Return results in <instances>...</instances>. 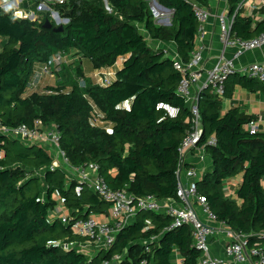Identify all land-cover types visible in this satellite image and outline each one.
Returning a JSON list of instances; mask_svg holds the SVG:
<instances>
[{
  "label": "trees",
  "instance_id": "16d2710c",
  "mask_svg": "<svg viewBox=\"0 0 264 264\" xmlns=\"http://www.w3.org/2000/svg\"><path fill=\"white\" fill-rule=\"evenodd\" d=\"M157 1L173 10L171 25L156 22L150 0H107L111 11L104 0H69L56 6L62 17L69 18L63 31L56 30L49 11L38 10L37 0L29 1L36 20L15 18L12 10L0 6V123L11 128L26 124L30 129L42 124L40 131L54 128L69 163L97 164L113 190H125L136 199L178 200L179 147L192 130V114L178 93L182 75L173 58L149 40L175 42L179 56L189 61L199 27L193 3L209 6V0ZM239 1L229 0L232 10ZM47 19L52 28L44 27ZM233 30L244 39L258 36L264 32V19L255 22L238 15ZM73 51L95 70L110 67L121 57L125 60L116 80L107 86L86 77L82 63L71 71L66 62L54 71L62 78L59 84L49 87L57 94L28 93L38 64H47L59 52L69 57ZM80 76L87 79L86 88L77 83ZM236 85L264 90L259 79L235 74L226 82L225 97L233 96ZM201 97L204 133L199 146L210 155L213 168L198 179V192L208 199L219 222L249 236L250 247L264 245L260 235L264 232V132L245 128L257 117L242 108L222 113L223 101L211 88ZM90 99L111 130L92 123ZM159 102L178 107L180 114L170 117L157 109ZM211 137L216 144L209 143ZM0 153V264H141L143 260L174 264L176 250L184 264H199L202 252L194 245L191 226L170 228L174 221L170 214L147 209L138 210L121 226L107 248L90 254L77 247L64 249L62 243L88 241L74 233L75 220L104 213L115 225L110 202L87 184L77 194L79 180L61 168L52 169L55 160L41 143L0 134ZM239 173L244 177L236 200L224 188L225 181ZM58 201L68 209L70 222H64L61 213L53 215Z\"/></svg>",
  "mask_w": 264,
  "mask_h": 264
},
{
  "label": "built area",
  "instance_id": "2783aa9c",
  "mask_svg": "<svg viewBox=\"0 0 264 264\" xmlns=\"http://www.w3.org/2000/svg\"><path fill=\"white\" fill-rule=\"evenodd\" d=\"M37 1L40 2L38 10L49 11L52 17L56 20L59 19L60 22L64 21L65 24L69 22V19L62 17L56 9L57 5H66L69 0ZM154 2L156 6V0H150V8ZM0 6L5 8L3 5ZM193 8L199 21L195 49L191 53L190 60L187 62L183 61L178 52L174 53L172 56L175 68L182 75L181 82L178 86V93L185 99V102L189 106L193 124L192 130L185 136L179 147L181 158L177 172L179 179L177 190L178 200H174L173 203H165L154 196L136 199L125 190H113L100 175L98 171L99 166L95 163H90L87 166H72L67 160L65 152L60 148V134L54 128L40 131L39 127L36 129H30L26 124H22L17 128H11L0 123V134L20 138L22 141L28 143L32 142V140H42L51 143L57 156L61 155L60 157L65 161L62 165V162H58L56 159L51 168H61L62 170L69 169L70 177L79 180V184L76 186L77 194H80L83 190L84 184H87L94 193L98 194L105 201L110 202V217L112 221H115V225L111 224V220L96 214H91L86 219L75 220L71 225L74 233L86 237L88 241L87 243H62L64 249L77 247L83 249L84 252L89 253L91 250L95 251L107 248L115 242L116 234L121 226L128 224L131 219L136 216L138 210L147 209L170 214L174 218L173 224L170 228H176L182 225L191 226L194 245L202 252L199 264H230L224 259L214 257L210 253L209 236L211 228L206 220H218L215 212L209 206L208 199L198 192L197 181L200 179L201 174L195 166H186L188 163L186 156L192 151L205 150L204 147L199 146L204 133L199 110V103L202 98L201 94L203 90L211 88L219 98H224L226 82L230 76L235 74L257 78L264 83V60L253 62L242 67H238L235 63V60L245 52L255 48H262L264 46V32L258 36L244 39L236 36L233 30L234 22L238 15L250 17L255 22L263 20L264 0H240L237 2L233 10L230 7L217 14V20L220 27V41L225 47L230 46L234 50L232 58H227L223 54L219 56L210 67L202 64L203 47L199 45V42L201 41L202 44L207 34L205 26L212 16V11L208 6L198 2L193 3ZM8 9L12 10V15L18 19L36 20L38 18V15L34 10L23 8L20 5H11ZM167 11L173 10L170 9ZM66 57V55L59 52L53 55L47 64L42 65L40 69H37L29 84L28 93L41 92L46 94H57L58 92L53 88L44 85V78L46 76H54V71H60L62 64L67 62ZM124 60L125 59L121 57L114 65L97 69L90 78L95 84L100 86L111 84L116 80L118 70L123 65ZM78 84L82 88H86L87 79H85V77L79 78ZM195 87L196 90L194 92ZM90 104L92 106V123L107 130H111V124L104 119V114L96 103L90 99ZM157 109L164 110L167 115L172 118H175L180 114V109L178 107L166 102H159L157 104ZM163 119L164 118H161L160 121ZM245 128L251 133H256L259 131V123L258 121H250L245 124ZM209 143L216 144V138L211 137ZM1 157L2 154L0 153V158ZM66 166L69 168H66ZM183 171L185 172L184 176L187 178V181L181 177ZM224 189L226 192V187ZM61 217L64 222H70L68 211L61 213ZM227 233L231 238V241L226 246V253L231 257L234 263L240 264L250 261L252 264H264V245L250 247L249 236L247 234L229 229ZM260 235L264 237V232L260 233ZM117 259H119V257H117ZM140 263L145 264L146 262L143 260ZM102 264L110 263L104 262Z\"/></svg>",
  "mask_w": 264,
  "mask_h": 264
},
{
  "label": "crops",
  "instance_id": "0c3cea01",
  "mask_svg": "<svg viewBox=\"0 0 264 264\" xmlns=\"http://www.w3.org/2000/svg\"><path fill=\"white\" fill-rule=\"evenodd\" d=\"M8 1V3H7ZM30 0H21V2L18 4L23 8L32 9V3L29 2ZM16 2L15 0H0V5L3 6H9L8 4ZM25 3L27 6H25ZM210 10L212 11V16L206 23L205 29L207 31V34L204 38V41L201 44V41L199 42V45L203 47L202 49V57L203 62L202 64L210 67L214 64V62L217 60V58L221 55H225L227 58H232L233 56V48L228 46L225 47L224 44L220 41V27L217 20V14L220 13L223 10H226L230 8L229 0H209V6ZM65 25V24H64ZM143 33L146 35V38L148 37V33L146 30L143 29ZM159 48H163L167 50L168 52L177 53V46L175 42L173 41H160V40H150V45ZM77 52L73 51L69 57H67V63L68 67L71 69H74L77 64L80 62L84 66L85 70V76L90 78L91 75L96 71L95 69L91 68V65H85L83 60L80 56L76 55ZM81 59V60H80ZM264 60V46L262 48H255L253 50L245 52L243 55H241L238 59L235 60V63L238 67H242L245 65H248L253 62L263 61ZM42 67V64L37 65V69H40ZM73 71V70H71ZM240 75V74H238ZM83 77H76V81L78 83V79ZM60 75L55 76H46L44 78V85L47 87L50 86H56L61 81ZM68 86V88H70ZM196 90V87L194 88V92ZM211 91H213L211 89ZM223 101L222 106V113L227 112L232 107H239L242 108V111L245 112L248 115H254L257 117V121L259 123V131L264 132V90L258 89L256 91H251L247 88L242 87L241 85H236L235 91L232 97H224L220 98ZM130 103H126V107H129ZM31 143H40V142H31ZM42 145H44L41 142ZM46 144V143H45ZM46 146V145H44ZM49 153L53 156L54 160L56 161L57 153L56 151L51 148V146H46ZM187 164H191L195 166L200 174L205 172L207 169L213 168V162L205 150H198V151H192L191 153L187 154ZM60 161V160H59ZM195 164V165H194ZM69 169H65V171L70 175ZM244 173H239L238 175L231 177L225 181V187H226V194L233 199L238 200L237 196V190L239 186L241 185L243 181ZM185 181H187V178L183 177ZM264 182V181H263ZM174 200L167 199L163 200L165 203H173ZM59 204L57 206L56 211L53 213V215H58L59 213L67 212L68 209L65 208L64 204L61 201H58ZM239 203L241 201L239 200ZM69 212V211H68ZM101 217L107 218V214L101 213ZM211 228V233L209 236V244H210V253L214 257H218L221 259L226 260L230 264H237L234 263L231 257H229L226 253V246L231 241V238L228 236V227L224 225L223 223L219 221H208L206 220ZM231 230V229H229ZM233 231V230H232ZM182 254L179 250H176L174 253V264H182L183 262ZM240 264H252V262H244Z\"/></svg>",
  "mask_w": 264,
  "mask_h": 264
},
{
  "label": "rangeland",
  "instance_id": "374dc122",
  "mask_svg": "<svg viewBox=\"0 0 264 264\" xmlns=\"http://www.w3.org/2000/svg\"><path fill=\"white\" fill-rule=\"evenodd\" d=\"M16 2H13V3H9L8 5L9 6H4L5 8H9V7H11V5H18L20 2H21V0H15ZM105 1V3H106V6H107V8L111 11V8L110 7H108V2L106 1V0H104ZM16 3H18V4H16ZM45 11V10H44ZM151 11H152V13H153V15H154V18L156 19V22L158 23V24H160V25H167V24H169V25H171V22H172V18H173V11H167V10H165V9H161L159 6H158V8H156V6H155V2L154 3H152V7H151ZM34 18V17H33ZM53 19L55 20V22L56 23H64L65 24V22L64 21H61V22H58V20H56L54 17H53ZM140 29L142 30V32H143V27L140 25ZM152 47H154L155 48V46H153V44H152ZM1 48H2V40H0V50H1ZM169 53V55L172 57L173 55H174V53H172V52H168ZM83 62H84V64L85 65H89V61L87 60V59H84L83 60ZM55 76V75H54ZM32 142H42L44 145H46V146H51L52 144L51 143H48V142H45V141H40V140H32ZM31 143V142H30ZM46 143V144H45ZM51 148H52V146H51ZM61 156V155H60ZM59 155L56 157V159H57V161L58 162H62V165L65 163V161L62 159V157H60ZM60 160V161H59ZM195 165V164H194ZM65 167V166H64ZM66 168H69L68 166H66ZM184 174H185V172L183 171L182 172V175H181V177H182V179H183V177H184Z\"/></svg>",
  "mask_w": 264,
  "mask_h": 264
},
{
  "label": "water",
  "instance_id": "95a60500",
  "mask_svg": "<svg viewBox=\"0 0 264 264\" xmlns=\"http://www.w3.org/2000/svg\"><path fill=\"white\" fill-rule=\"evenodd\" d=\"M106 1H107V0H106ZM156 4L159 5L161 8H164V9H166V10H170V9L164 7L163 5H161L157 0H156ZM70 13H71V10H68V11L66 12L67 15H69ZM32 18H33V17H32ZM66 19H69V18H66ZM32 20H33V19H32ZM58 22H60L59 19H58ZM57 25H58V28L56 29L57 31H63V30H64V24H63V23H57ZM44 27H45V28H52V27H53V23H52V21H51L50 19H47L46 22H45V24H44ZM41 128H42V124H40V126H39V129H41Z\"/></svg>",
  "mask_w": 264,
  "mask_h": 264
},
{
  "label": "bare ground",
  "instance_id": "6f19581e",
  "mask_svg": "<svg viewBox=\"0 0 264 264\" xmlns=\"http://www.w3.org/2000/svg\"><path fill=\"white\" fill-rule=\"evenodd\" d=\"M156 8H158V6L156 5Z\"/></svg>",
  "mask_w": 264,
  "mask_h": 264
}]
</instances>
